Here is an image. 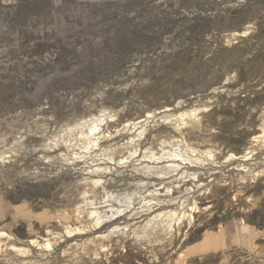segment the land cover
Wrapping results in <instances>:
<instances>
[{
    "label": "rangeland",
    "instance_id": "rangeland-1",
    "mask_svg": "<svg viewBox=\"0 0 264 264\" xmlns=\"http://www.w3.org/2000/svg\"><path fill=\"white\" fill-rule=\"evenodd\" d=\"M0 5V264H264V0Z\"/></svg>",
    "mask_w": 264,
    "mask_h": 264
},
{
    "label": "crops",
    "instance_id": "crops-1",
    "mask_svg": "<svg viewBox=\"0 0 264 264\" xmlns=\"http://www.w3.org/2000/svg\"><path fill=\"white\" fill-rule=\"evenodd\" d=\"M2 0H0L1 3ZM82 4H98V3H108V2H121L123 0H76ZM0 15H1V5H0ZM41 212L33 210L28 202H24L21 199H15L10 195L0 194V232L4 229L14 230L16 227L22 229H29L31 226H36L41 219ZM222 231H224L222 229ZM220 237V236H219ZM219 237H212V235H207L204 237V241L201 240L200 246H204L209 250L213 251L215 248L224 247L225 241L221 242ZM214 248V249H213ZM225 248V247H224Z\"/></svg>",
    "mask_w": 264,
    "mask_h": 264
},
{
    "label": "bare ground",
    "instance_id": "bare-ground-1",
    "mask_svg": "<svg viewBox=\"0 0 264 264\" xmlns=\"http://www.w3.org/2000/svg\"><path fill=\"white\" fill-rule=\"evenodd\" d=\"M2 233H4V232H2Z\"/></svg>",
    "mask_w": 264,
    "mask_h": 264
}]
</instances>
